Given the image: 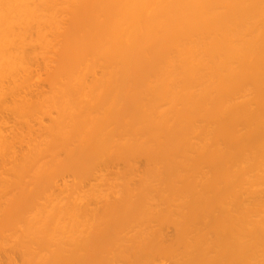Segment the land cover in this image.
<instances>
[{
  "label": "bare ground",
  "instance_id": "bare-ground-1",
  "mask_svg": "<svg viewBox=\"0 0 264 264\" xmlns=\"http://www.w3.org/2000/svg\"><path fill=\"white\" fill-rule=\"evenodd\" d=\"M0 264H264V0H0Z\"/></svg>",
  "mask_w": 264,
  "mask_h": 264
},
{
  "label": "rangeland",
  "instance_id": "rangeland-1",
  "mask_svg": "<svg viewBox=\"0 0 264 264\" xmlns=\"http://www.w3.org/2000/svg\"><path fill=\"white\" fill-rule=\"evenodd\" d=\"M65 171V172H64ZM63 172V175H64V177L65 178H70V177H72L73 175H72V173L70 172V171H66V170H64ZM170 234V233H169Z\"/></svg>",
  "mask_w": 264,
  "mask_h": 264
}]
</instances>
